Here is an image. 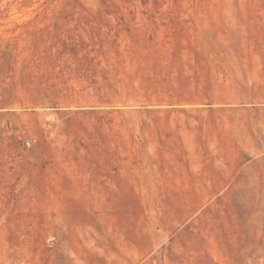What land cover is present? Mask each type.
Returning a JSON list of instances; mask_svg holds the SVG:
<instances>
[{
  "label": "rangeland",
  "instance_id": "obj_1",
  "mask_svg": "<svg viewBox=\"0 0 264 264\" xmlns=\"http://www.w3.org/2000/svg\"><path fill=\"white\" fill-rule=\"evenodd\" d=\"M0 264H264V0H0Z\"/></svg>",
  "mask_w": 264,
  "mask_h": 264
}]
</instances>
